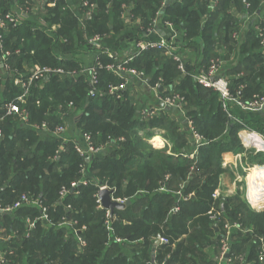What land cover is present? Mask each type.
Returning <instances> with one entry per match:
<instances>
[{"label": "trees", "instance_id": "1", "mask_svg": "<svg viewBox=\"0 0 264 264\" xmlns=\"http://www.w3.org/2000/svg\"><path fill=\"white\" fill-rule=\"evenodd\" d=\"M94 1L97 12L87 20L84 31L77 18L61 11L63 4L58 0L55 6L47 9L50 12L48 27L60 26L54 32L55 37L34 29L36 19L33 17L1 32L4 46L12 54L11 67L20 71H24V65L28 68L52 67L77 75L52 76L43 86L33 87L31 96L22 106L29 113L28 122L23 125L17 115L1 121L6 112L5 104L20 96L22 91L12 80L4 81L0 74V129L3 131L0 203L12 205L23 194L29 198L40 197L55 222L73 214L79 227H86L81 234L88 246L80 253L74 232L65 228H45L42 223L27 238L23 235L25 220L39 215V211L21 208L13 215L0 216V231L6 236L0 240V252L6 254L9 264H152L151 249L161 236L168 238L169 244L156 248L157 264L163 261L165 264H219L211 255L222 246L221 240L226 236L223 226L228 220L238 222L244 230L253 231L247 234L234 229L229 244L231 262L227 264H261L258 253L259 238H264V211L250 210L240 195L221 197L218 202L224 206L219 232L212 227L208 212L214 205L213 193L220 175L226 171L222 167V154L231 150L244 152L238 140L243 126L230 122L218 93L201 86L194 75L207 70L213 57L228 60L234 54L235 63L226 69L227 75L232 77L233 93L248 101L254 94L264 92V50L257 31L258 27L264 29V0H215L213 6L214 0H171L165 8L162 7L164 0H113L109 13L110 0ZM11 2L0 0V14L11 12ZM131 5L132 11L142 16L143 21L125 35L122 13L124 6ZM157 12L161 13L162 23H172L179 33L177 46L179 53H183L187 73L182 74L177 62L165 52L152 49L135 57L129 67L144 72L150 80L147 85L138 83L140 86L151 89L160 82L165 89L161 96L174 88L173 92L184 98L194 128L207 142L195 160L179 154L189 147L188 134L180 130L170 110L148 120H139L138 109L128 92L123 91L121 99L108 95V88L120 86L125 77L118 78L105 66L114 65L117 58L131 48V44H121L122 40L146 39ZM246 12L255 16L253 20L257 24L243 29L241 24ZM236 32H242L239 42L233 39ZM97 36L102 38L101 47L111 49L116 56L101 55L104 68L100 69L97 89L105 95L92 98L88 78L79 74L83 65L77 57L93 52L88 40ZM15 50L20 53L14 54ZM241 86L245 87L243 91L239 90ZM70 102L73 108L68 107ZM233 113L264 135V113H244L235 107ZM65 120L73 131L80 132L79 136L91 134L97 146L107 148L90 161H83L73 144V140L80 137L68 135L66 150L58 158L56 153L63 143L51 131ZM42 124L48 130L34 127ZM154 129L165 131L163 136L173 144L175 155L169 154L167 147L158 150L148 142ZM247 154L249 160L264 162L262 154L252 151ZM82 164H86L93 182L70 188L62 205H57L61 189L69 188L73 181L81 178ZM167 175L170 178H166ZM97 180L112 186L114 197L131 201L125 210H115L113 214L112 227L124 241L122 244L113 239L109 241L110 233L105 225L107 211L99 208L95 197ZM161 187L165 190L160 191ZM179 190L183 196H195L186 201L182 199L179 212L170 214L177 204L175 193ZM70 205L72 209L67 213ZM17 228L20 231L15 236Z\"/></svg>", "mask_w": 264, "mask_h": 264}, {"label": "built area", "instance_id": "2", "mask_svg": "<svg viewBox=\"0 0 264 264\" xmlns=\"http://www.w3.org/2000/svg\"><path fill=\"white\" fill-rule=\"evenodd\" d=\"M33 4L31 3V6L29 8L26 7V3L29 1H25L21 3V6L23 8L22 12L24 13L25 17L33 16L34 19H36V23L34 26V29H39L44 31L46 34L49 36L55 37L54 32L57 31L60 26L58 25H53L51 28L48 27V24L46 25L42 19L38 18V14L40 12H44L45 8L47 5L49 6H55V2L58 0H48L47 2H43L41 0H32ZM62 1V0H61ZM171 1V0H166V2ZM31 2V1H30ZM79 8L84 9V10H89V11H95L97 9V4L94 0H78L75 3ZM215 4V0L212 1V6ZM165 5V3H164ZM41 6V7H40ZM247 8L249 7V4L246 6ZM68 9V5L63 7V11ZM80 10V9H79ZM47 11V10H46ZM93 11V12H94ZM80 12H77L74 14V17L80 20L81 22L87 21L92 18L91 12L84 11L83 14H80ZM159 14H161L159 12ZM25 17L20 16L19 14H14L11 12L6 13L5 15L0 14V32L3 30L7 29L8 26H18L23 23L26 19ZM161 16H157L155 20L153 21L152 27L147 31L146 33V39L143 40L142 44H139L137 49H139L137 52L134 53L133 56L127 57L125 61H121L120 63L114 64V65H107L105 68L107 71H110L111 73L115 74L117 77H125V82L122 83L120 86H110L108 89V95L112 96L116 99H121L122 98V92L125 91V88H127V85L130 84L133 80H135L137 83H141L143 85H147V78L144 72H138L137 70H129L125 69L126 65L129 64L130 62L133 61L135 57H138L139 54H141L143 51L152 49V50H160L165 52L167 56L170 58H173L174 61L177 62V67L178 69L186 74L187 69L185 68V64L183 61L182 55L178 51V38H179V33H177L176 29L170 22H161ZM244 20H246L248 17H244ZM257 31L259 33V38H260V46L264 50V29L258 27ZM152 37H157L156 39H151ZM242 37V32H236L233 34V39L236 42H239ZM102 38L100 36H97L93 39L88 40L90 46L92 47V50L95 55V60L92 66L90 67H83L81 69L80 75L86 76L88 78V86H89V96L94 98L97 95H100L103 97L105 93H100L97 89L99 85V72L100 69H103L104 66L101 64L100 57L102 54H109L111 57H115V53H111L108 49H104L101 47V41ZM20 53L19 50H15L16 55ZM11 52L7 51L5 46H4V40L0 36V74L2 75V79L4 81L7 80H12L14 84L19 87L22 91V94L15 98L12 102L5 104L4 110L5 116L1 119V121L6 118V117H14V116H19L20 122L25 125L28 122L29 118V113L27 112L26 109H23L22 106L26 104L27 99L31 96L32 93V88L34 86L35 82H38V86H43L46 82L49 81V79L52 76H59L61 78H67L69 77H74L77 75L76 72L70 73V72H65L62 69H57V68H52V67H39V66H34L31 68L29 71L25 69L24 71H20L18 69H15L10 66V58ZM226 60L221 57H213L207 67V70H203L202 72L198 73L197 75H194L195 80L203 87L214 90L216 93H218L220 97V102L223 104V108L225 112L227 113L228 119L233 122L240 123L243 127L239 130L238 136L240 140H242V144L245 147L247 151L251 150L253 151L254 154H262L264 155V135L256 131L255 129L251 128L248 126L245 122L241 121L238 117H236L233 113L234 107L239 108L241 112L244 113H263L264 112V95H254V97L248 101H243L240 97H237L233 91H232V86H231V81L232 77L230 75H227L226 73ZM131 85V84H130ZM161 86V83L158 82L151 90L156 94L157 98L159 97L160 102L162 103V106L166 109L173 108V111H178L181 116L186 117V112L184 110V105L185 100L182 96L179 94H175L172 96V101L171 99H166L165 97H162L161 91L159 87ZM244 86H241L239 88L240 91L244 90ZM172 90V87H171ZM39 104V102H38ZM74 104L73 102H70L68 104L69 108H73ZM154 113H151V110L144 109L142 111V117H152L154 116ZM65 114H63V117ZM189 123V136L192 138V140L197 141V149L199 148L200 145H204L203 137L200 136V134L197 132V130L194 128V124L192 121L187 120ZM37 130H48L45 124H42L41 126H34ZM68 129L67 126H64V124L56 126L54 130L51 131L52 135L56 138H59L63 145L61 146L60 150H63L64 152L66 149L65 143L69 142L70 139H67V133ZM3 136V131L0 129V138ZM73 144L75 146L76 152L79 154L80 158L83 161H90L91 157L93 155H98L99 153H102L104 149L97 147V145L94 144L93 139L91 134H82L80 136V139L78 140H73ZM198 150H196L195 154L197 153ZM245 156V155H243ZM59 158V155H58ZM223 158V166L226 168L229 165L232 164H238L242 163L243 158L242 154L239 153H234V152H226L222 154ZM237 161V163H235ZM258 169H262L259 167H255ZM255 168L251 169V166L246 165L242 167L243 172L250 173V170H254ZM238 170V169H237ZM236 170V171H237ZM81 178L72 182L70 184V188L75 189L79 186H88L89 180H87V166L86 164H82L81 166ZM241 174L242 173H238ZM248 178V176H247ZM247 178H246V183H245V189L243 186V189L245 190L246 194V199L251 206V208L257 212H262L264 211V185L262 186L261 193H257V195H252L250 193L248 183H247ZM241 177L238 179V181L241 183ZM103 185V184H102ZM70 188L64 187L62 188L59 196V200L57 201V205L60 204L62 205L63 201L65 200L66 196L70 192ZM113 190L112 198L113 201H116L120 204L126 203L129 199L128 198H116L114 197V192L115 189L110 187L108 184L105 186L100 187V191L103 190ZM162 191L165 190L164 187H161ZM99 192V191H98ZM219 190H216L213 194V200L214 204L218 202V200L221 198V195L219 193ZM180 195H178V202L177 204L170 210V214H176L179 212L180 206L179 202L182 199H185V197L182 195V192H178ZM97 198V204L100 209H103L101 205V201L98 198V194L95 196ZM191 197V196H189ZM189 197H186L189 199ZM21 208H28L29 210H34L36 209L39 211V215H36L34 218L33 217H27L25 220V231L23 233L24 236L27 238L30 237L32 232L36 229L37 225L39 223H42L45 228H62L65 227V229H69V231L74 232L76 234L77 239H78V252L84 253V250L87 248L88 244L81 232L86 231V227H79V221L71 214L70 218L63 216L58 222H55L52 217L49 214V208L45 205L43 199L40 197H34V198H29L26 194H23L19 197L18 201L12 205L4 206L3 203H0V216H7V215H13L15 212ZM72 209L71 205L66 208V212L69 213L70 210ZM222 208L219 209L217 206H213L211 210L208 212V215L210 217V221L212 222V227L214 230L218 233L219 232V224L222 222ZM107 221H106V229L109 231L111 236L109 237V241H112V239L115 242L118 243H123V240L117 239L115 237H112V235L115 236L114 233H111L113 231L112 223L115 220L110 215L109 210H107ZM234 229L237 230H242L244 233H252L253 230L251 229H242L241 225L238 222H230L228 220L225 221L223 230L226 232V236L223 237L221 240L222 246L220 249L221 250V255L219 257L220 263L224 262L225 260L227 263H230V256L227 258V254L230 253L229 249V244L232 239V234L234 232ZM19 229H16V232H14V235L16 236L17 233H19ZM158 246L162 245H168L169 244V239L165 237L159 236L157 238ZM259 253H258V260L261 264H264V238L260 237L259 238ZM156 248L154 254V262L153 264H157L155 261L156 258ZM240 261L243 260V257L238 258ZM9 260L6 257V254L3 252H0V264H9ZM161 264H165V261H163Z\"/></svg>", "mask_w": 264, "mask_h": 264}, {"label": "rangeland", "instance_id": "3", "mask_svg": "<svg viewBox=\"0 0 264 264\" xmlns=\"http://www.w3.org/2000/svg\"><path fill=\"white\" fill-rule=\"evenodd\" d=\"M1 1H3V0H1ZM41 1H43V2H47L48 0H41ZM54 1V0H53ZM75 2H77L78 0H74ZM75 2H74V5L72 6V7H69L68 6V9L67 10H65V11H63V8H62V12L63 13H65V12H68V13H71L73 16H74V14L75 13H77V12H80L81 10H82V12L80 13V14H83V12L84 11H87V12H91V15H92V18H93V15L97 12V9H95V11L93 12V11H89V10H84V9H81V8H79L76 4H75ZM112 2H113V0H110V2L108 3V5H107V12L109 13V11H110V9H111V7H112ZM169 2V1H168ZM168 2H166V0H164L163 1V3H162V7H164L165 8V5H166V3H168ZM164 3H165V5H164ZM62 4H63V7H65V6H67L66 5V1L65 0H62ZM31 6V2L29 1L28 3H26V7L27 8H29ZM41 7V6H40ZM48 7V8H47ZM162 7H160V8H162ZM50 8V6L49 5H47L46 6V8H45V11L44 12H40L39 14H38V18H40V19H42V21H44V23L47 25V24H49L48 22H49V18H47V16L50 14V12L47 10V9H49ZM98 8V7H97ZM132 8H134L133 7V5H131V6H128V7H126V6H124V12L122 13V17H123V22H124V30H123V34H127L128 33V31H130V30H134V26H135V28L138 26V24L141 22V21H143V18H142V16H140V15H138V14H136V12H134V11H132ZM80 9V10H79ZM47 10V11H46ZM233 13H234V10H233ZM156 16H161V14H159V12H157L156 13ZM245 18L246 17H248L246 20H244L243 21V23L241 24V26L243 27V29H246L248 26H250V24L251 25H253V26H256V24H257V21H255V20H253V19H255V16L254 15H251L250 13H247L246 12V14H244L243 15ZM29 17H33V16H29ZM162 17V16H161ZM161 22H162V20H161ZM110 23H112V21L110 22ZM79 24H80V28L84 31L85 30V28H86V26H87V21H83V22H81L80 20H79ZM113 24V23H112ZM137 25V26H136ZM58 29H60V28H58ZM57 29V30H58ZM57 32V31H56ZM84 33H86V32H84ZM0 36H1V32H0ZM157 37H155V39H156ZM143 40H145V39H138V40H131L130 38H126V39H124V40H122L121 41V44H131L132 46H131V48L129 49V48H127L128 49V55L127 56H125V57H122L121 55L117 58V60H116V63L115 64H117V63H120L121 61H125V59H127V57H129V56H133L134 55V53H138L137 51L139 50V49H137V47H138V45L139 44H142V42H143ZM102 41V40H101ZM109 51L111 50V49H108ZM180 54H183V53H180ZM79 60H80V62L82 63V65H83V67L85 68V67H90V66H92L93 65V63H94V60H95V55H94V52H92L89 56H86V57H82V56H78L77 57ZM82 58H84L83 59V61H82ZM100 61V60H99ZM184 61V60H183ZM226 69H227V67L228 66H231L233 63H235V55L233 54V56L231 55L230 57H229V59L228 60H226ZM102 64V63H101ZM184 64H185V61H184ZM24 67H25V72H26V70H30L31 69V67L30 68H28V67H26V65H24ZM128 68H130L129 67V64H127L126 65V67H125V69H127V70H129ZM131 70H136V69H134V68H130ZM107 70V69H106ZM182 73V72H181ZM182 74H184V73H182ZM146 75V74H145ZM119 78V77H118ZM133 83V82H132ZM38 86V82H35L34 83V86L33 87H37ZM139 87H141V86H138V88ZM147 90L150 88H147V87H145ZM142 89H144V88H142ZM145 89V90H146ZM138 90V89H137ZM147 90H146V92H147ZM173 90H174V88H173ZM173 90L172 91H170L169 89H168V92H167V94L165 95V96H162V97H165L166 99H171V101H172V96L173 95H175V93L173 92ZM263 90H264V88H263ZM125 92H128L129 94H130V97H131V99L134 101V103L136 104L135 106L137 107V109H139L140 110V113H141V111H143L144 109H148V110H151V113H156L157 112V110L159 109L158 107V105L156 104V103H158V100H159V97L157 98V97H154V95L153 96H149V95H147V94H149L150 92H149V90H148V92L149 93H147V94H145L141 89H139L138 91H136V89H135V87L134 86H131L130 84H128L127 85V88H125ZM151 92H153V90H151ZM258 95H260V96H262V94H264V92L261 94V93H257ZM256 94V95H257ZM255 95V94H254ZM137 99V100H136ZM136 100V101H135ZM139 100H142V104H145L144 105V107L143 108H141L142 106H140V107H138V102H139ZM186 102V101H185ZM141 104V105H142ZM183 107H184V110H185V112H186V119L187 120H189V121H192V119L190 118V116H188V112H189V106L186 104V103H183ZM158 108V109H157ZM170 112H173V108H170ZM175 113H177V111H174ZM264 113V112H263ZM264 115V114H263ZM172 116L176 119L177 118V114L175 115V114H173L172 113ZM71 124L69 123V121H64V126H67V129H68V135H69V130H70V126ZM158 130V129H157ZM260 133V132H259ZM201 136V135H200ZM67 137V136H66ZM56 138V137H55ZM57 139H59V138H57ZM188 139H189V147L187 148V147H185L186 149H184L183 151H181L179 154L180 155H182L183 157H185V158H189V159H191V160H195V157H197V154L199 153V150H200V148L202 147V146H204V145H200L199 146V148L197 149L198 150V152L195 154V152L196 151H194V149L195 148H193L194 146H196V144H197V141H193L192 140V138H190V136H189V134H188ZM60 140V139H59ZM161 140H163V139H160V141ZM239 140V139H238ZM154 141V140H153ZM203 141H204V144H207V142L203 139ZM241 141V140H240ZM193 142V144H191ZM95 144V143H94ZM156 144V146L155 145H153L156 149L157 148H159L161 145H159L157 142L155 143ZM171 144V143H170ZM63 144H60V147L58 148V151H57V153H56V156L57 155H59V157L62 155V151L63 150H60V148H62L61 146H62ZM96 145V144H95ZM170 147L168 148V153L169 154H171V155H175L176 153L174 152V150H173V144H171V145H169ZM243 146V145H242ZM97 147H99V148H102V149H104L105 150V148H107L106 146H105V148L103 147V146H97ZM172 147V148H171ZM162 148H163V146H162ZM172 149V150H171ZM159 150V149H158ZM243 151L244 152H239V154H242V158H243V162L242 163H239L238 162V164H232V165H236V168H235V166H232V167H230L231 165H229L228 167H226V168H224L223 166V168H224V170H226L224 173H222L221 175H220V180H219V183H218V187H217V189L216 190H221L219 193H220V195H221V197H233L234 195H240V198H241V200H243V203L245 202V203H248V201L246 200V194H245V183H246V178H247V176L252 172L251 170V172L250 173H247V172H243V171H241L240 172V170L242 169V167H244V166H246V165H249V166H251V169H253V168H255V167H259V168H262V169H264L263 167H264V162H260V163H258V162H255V161H252L251 159L249 160L248 158H247V154H246V152L248 153L249 151H251V150H249V151H247L246 149H245V147L243 146ZM253 152V151H252ZM243 155H245V156H243ZM97 155H93V157H91L90 159H93V158H95ZM235 163H237V161H235ZM222 165H223V161H222ZM238 169V170H237ZM237 170V171H236ZM242 173V175L241 174H238V173ZM242 178L241 179V183L238 181V179L239 178ZM166 178H170V176L169 175H167L166 176ZM87 180H89V183L88 184H90V183H92L93 181L91 180V178H90V176H89V173H88V171H87ZM76 181V180H75ZM98 181V180H97ZM74 182V181H73ZM108 183H106V184H101V183H99V181H98V185H97V187H98V194L101 192L100 191V187H102V186H106ZM96 185V184H95ZM221 185V186H220ZM236 185V186H235ZM243 186H244V189H243ZM112 187V186H111ZM64 188V187H63ZM70 188V187H69ZM219 188H221V189H219ZM181 189H182V187H181ZM62 190V189H61ZM216 190L214 191V192H216ZM160 191H162V190H160ZM179 191H181V190H179ZM178 191V192H179ZM178 192H176L175 194L178 196V195H180ZM232 192V193H231ZM214 194V193H213ZM183 195V194H182ZM179 197V196H178ZM125 198V197H124ZM249 204V203H248ZM247 205V204H246ZM213 206H216V204H214ZM212 206V207H213ZM250 206V205H249ZM250 208H251V206H250ZM249 208V209H250ZM108 210V209H107ZM106 210V211H107ZM250 210H253L252 208L250 209ZM253 211H255V210H253ZM255 212H257V211H255ZM115 218V217H114ZM113 224V223H112ZM113 226V225H112ZM62 228H65V227H62ZM66 230H68V232H69V229H67L66 228ZM111 233H114V230L113 231H111ZM115 235H116V233H114ZM111 236V234H109V237ZM4 238H6V236H4V234H3V231H0V240H2V239H4ZM115 238H117V239H120V240H122L120 237H118L117 235H116V237ZM117 244H122V243H118V242H116ZM124 243V242H123ZM212 255H216V253L213 251L212 252ZM221 255V254H220ZM152 262V261H151ZM219 263V262H218ZM227 264V261H224V262H222V264ZM153 264V263H152ZM219 264H221V263H219Z\"/></svg>", "mask_w": 264, "mask_h": 264}, {"label": "crops", "instance_id": "4", "mask_svg": "<svg viewBox=\"0 0 264 264\" xmlns=\"http://www.w3.org/2000/svg\"><path fill=\"white\" fill-rule=\"evenodd\" d=\"M25 1H31V3L33 4V1L32 0H12V2H11V5H10V7H11V10H12V13H14V14H19L20 16H22V17H25L24 16V13L22 12V9L21 8H23L22 6H21V3H23V2H25ZM66 1V5H68L69 7H72L73 5H74V0H65ZM76 3V2H75ZM24 19H29V17L27 18V17H25ZM53 26V25H52ZM52 26H50V28L52 27ZM90 54H87L86 56H89ZM128 55V51H126V52H124L123 53V55H122V57H125V56H127ZM86 56H84V57H86ZM83 59L84 58H82V61H83ZM133 82V83H132ZM130 84H131V86H134L135 87V89H136V91H138L139 89H141L145 94H147V93H149V94H147V95H149V96H153L154 95V97H157L156 96V94L154 93V92H151V89L149 88L148 90H149V92H148V90H147V92H146V88L143 86V85H141V87H139L138 88V86H140L135 80H133ZM142 88H144V89H142ZM138 89V90H137ZM137 100V99H136ZM135 100V101H136ZM142 100H139V102H138V107H140V106H142L141 108H143L144 107V105L145 104H142ZM159 107V109L157 110V112L154 114V116H158V114H160V113H162V112H168V110H170V109H166V108H164L163 106H162V103L160 102V100H158V103H156ZM140 109V108H139ZM138 109V112H137V116H138V118H139V120L140 119H145V120H148V117H146V118H143L142 117V111H141V113H140V110ZM177 111V110H176ZM173 114H177V121H178V123H179V128H180V130L182 131V132H185V133H189V123H188V121H187V119L185 118V117H183V116H181V114H179V112L177 111V113H175L174 111L172 112ZM154 116H152V117H154ZM173 117V116H172ZM149 118H151V117H149ZM174 118V117H173ZM143 132H141V134H142ZM79 134H80V132L79 131H73L72 130V126L70 127V130H69V135H70V137H71V135H74L76 138H77V136H79ZM153 136L151 137V139H149L148 140V142H150L152 145H155L156 146V142L159 144V145H161L159 148H157V149H162V146H163V148H169L170 146V143L169 142H167V140L164 138V136H163V134H165V131L164 130H162V129H154L153 130ZM80 137V136H79ZM67 138H68V134H67ZM80 139V138H79ZM160 139H163V140H161L160 141ZM238 139L240 140V138H239V136H238ZM154 140V141H153ZM191 144H193V142L191 143ZM241 145H243L242 144V140H241ZM157 147V146H156ZM172 148V147H171ZM193 148H195L194 149V151H196L197 150V146H194ZM198 152V151H197ZM231 152H234V151H232L231 150ZM230 152V153H231ZM234 153H239V152H234ZM246 154H247V152H246ZM248 155V154H247ZM246 155V156H247ZM223 166V165H222ZM224 167V166H223ZM225 168V167H224ZM242 170H240V172H241ZM221 186V185H220ZM236 186V185H235ZM219 189H221V188H219ZM221 191V190H220ZM232 193V192H231ZM189 196H191V197H189ZM188 197H189V199H192V198H194V196L195 195H193V194H191V195H189ZM185 197V201L186 200H189V199H187L186 198V196H184ZM222 198H226V197H222ZM228 198V197H227ZM247 200V199H246ZM177 202H178V199H177ZM176 202V203H177ZM216 204V206H217V208H219V209H221L222 208V210H223V204L222 203H219V202H216L215 203ZM244 204L246 205V207L247 208H250V206H249V204L248 203H245L244 202ZM251 209V208H250ZM123 211V210H122ZM157 241V239L154 241V245H153V248L151 249V261H152V259H153V253H154V251H155V248H157V245H156V242ZM173 248H174V246H173ZM215 253H216V255H211V257L216 261H218L219 263H220V260H219V257H220V254H221V250L219 249V251L218 252H216V251H214Z\"/></svg>", "mask_w": 264, "mask_h": 264}, {"label": "water", "instance_id": "5", "mask_svg": "<svg viewBox=\"0 0 264 264\" xmlns=\"http://www.w3.org/2000/svg\"><path fill=\"white\" fill-rule=\"evenodd\" d=\"M149 82H150V80L148 79L147 83H149ZM159 89H160V91L165 90L162 86H160ZM112 194H113V190L106 189V190L101 191L98 194V198L101 201V205H102L103 209L104 210L108 209L110 212V215L114 218V215H113L114 211L115 210H125V208L131 204V201L128 200L126 203H124V205L120 204L116 201H113ZM156 245H158V242L156 243ZM226 257L228 258L229 254H227ZM153 262H154V254H153Z\"/></svg>", "mask_w": 264, "mask_h": 264}, {"label": "bare ground", "instance_id": "6", "mask_svg": "<svg viewBox=\"0 0 264 264\" xmlns=\"http://www.w3.org/2000/svg\"><path fill=\"white\" fill-rule=\"evenodd\" d=\"M264 168V167H263ZM252 171V170H251ZM248 187L252 195L261 193V188L264 185V169L255 168L247 178Z\"/></svg>", "mask_w": 264, "mask_h": 264}]
</instances>
